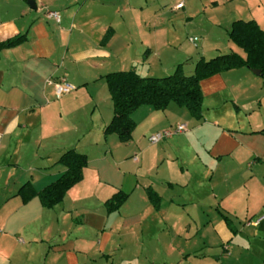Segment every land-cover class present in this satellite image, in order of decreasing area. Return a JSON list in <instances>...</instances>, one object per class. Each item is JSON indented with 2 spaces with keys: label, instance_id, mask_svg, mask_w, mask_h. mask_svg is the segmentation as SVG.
<instances>
[{
  "label": "crops",
  "instance_id": "1",
  "mask_svg": "<svg viewBox=\"0 0 264 264\" xmlns=\"http://www.w3.org/2000/svg\"><path fill=\"white\" fill-rule=\"evenodd\" d=\"M151 1L0 0V43L27 35L0 52V264H215L217 245L222 264H264V76L243 67L203 80L201 119L142 106L129 142L105 133L107 74L163 78L182 63L173 23H192L196 5L168 17ZM246 1H211L231 6L228 33ZM63 79L74 89L58 98L50 83ZM71 149L88 157L82 180L53 208L25 203L22 187L55 182ZM118 193L127 199L110 210Z\"/></svg>",
  "mask_w": 264,
  "mask_h": 264
},
{
  "label": "trees",
  "instance_id": "2",
  "mask_svg": "<svg viewBox=\"0 0 264 264\" xmlns=\"http://www.w3.org/2000/svg\"><path fill=\"white\" fill-rule=\"evenodd\" d=\"M107 33L103 44L111 37ZM230 40L241 48L245 56L232 52L219 55L211 60L200 59L195 65L192 75H187L182 65L173 74L158 77H142L135 70L112 72L105 76L111 94L114 116L106 127L105 133L117 134L121 142H129L136 128L133 114L142 106H151L156 110H165L171 103L187 108L191 114L202 118L203 92L201 82L211 76L233 69L248 68L261 70L264 76V30L254 20L234 21L230 32ZM27 40L26 34H21L0 43V52L19 46ZM59 163L66 171L53 183L37 192L31 183L25 184L19 194L26 203L31 198L39 196L45 207L53 208L60 204L67 192L83 178V170L88 164V157L75 149L64 152ZM126 194L118 193L108 202L110 210L119 208L127 199ZM153 201H158L155 193L150 192Z\"/></svg>",
  "mask_w": 264,
  "mask_h": 264
},
{
  "label": "rangeland",
  "instance_id": "3",
  "mask_svg": "<svg viewBox=\"0 0 264 264\" xmlns=\"http://www.w3.org/2000/svg\"><path fill=\"white\" fill-rule=\"evenodd\" d=\"M188 1L190 0H152L150 4L152 11L159 7L162 13H167L168 17H173L185 13V10L182 9L183 7L181 10L174 6L179 2H181L183 6L184 4L189 6ZM192 1L196 5L193 12H196V14H194L197 15L192 23L187 24L186 20L185 22L176 21L177 23H173L175 24L174 29L176 30L175 36H177L178 42L182 41V45L179 50L172 52V56L181 60L182 68L188 75L194 73L195 65L200 59L208 61L219 55L233 52L230 48L233 44L228 33L229 18L227 17L230 11L228 7L231 6H226V4L224 5V3H220L219 8L214 9L212 8L213 4L211 3V1L214 0ZM156 4L160 6H156ZM204 4L208 6V8H204ZM259 5L262 6L261 9L259 8ZM236 9V13H234L235 17H232L235 18L233 20L259 19L264 28V0H247L245 4L236 2ZM190 37H192V39L197 38L195 44L190 41ZM235 50L243 55L245 54L244 51L237 46H235ZM145 52L146 51H143L142 53L144 54ZM167 55L170 56V52H168ZM148 146L152 147L150 142H147L145 148H148ZM239 223L240 222L237 221L236 225L239 226ZM215 252L217 255L211 259L215 261V264H222L220 261V255H223L224 253L223 247L217 245Z\"/></svg>",
  "mask_w": 264,
  "mask_h": 264
},
{
  "label": "built area",
  "instance_id": "4",
  "mask_svg": "<svg viewBox=\"0 0 264 264\" xmlns=\"http://www.w3.org/2000/svg\"><path fill=\"white\" fill-rule=\"evenodd\" d=\"M183 4H179L177 6V8H182ZM49 19H54L56 21H60V15L57 12H49L47 14ZM197 39H190L191 42L195 43ZM51 85H54L55 87V92H56V96L58 98H60L61 96H63L64 94L72 91L74 88L72 85H70L66 79H63L62 81L58 82V83H50ZM187 131V126L184 124L178 125L174 130L173 129H168V130H164L161 132H158L154 135H152L149 138V141L151 144H158L161 141H163L164 139L170 138L173 135L176 134H181Z\"/></svg>",
  "mask_w": 264,
  "mask_h": 264
},
{
  "label": "water",
  "instance_id": "5",
  "mask_svg": "<svg viewBox=\"0 0 264 264\" xmlns=\"http://www.w3.org/2000/svg\"><path fill=\"white\" fill-rule=\"evenodd\" d=\"M253 71V73H255L256 75H261V70H252Z\"/></svg>",
  "mask_w": 264,
  "mask_h": 264
}]
</instances>
